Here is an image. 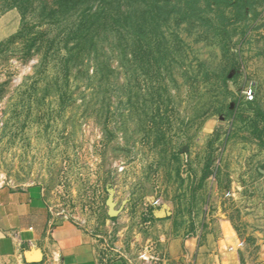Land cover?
Segmentation results:
<instances>
[{
    "label": "rangeland",
    "instance_id": "obj_1",
    "mask_svg": "<svg viewBox=\"0 0 264 264\" xmlns=\"http://www.w3.org/2000/svg\"><path fill=\"white\" fill-rule=\"evenodd\" d=\"M34 6L11 8L0 47V187L41 186L129 264H179L153 237L169 219L200 242L222 202L238 264H264L263 0H78L49 22Z\"/></svg>",
    "mask_w": 264,
    "mask_h": 264
},
{
    "label": "crops",
    "instance_id": "obj_2",
    "mask_svg": "<svg viewBox=\"0 0 264 264\" xmlns=\"http://www.w3.org/2000/svg\"><path fill=\"white\" fill-rule=\"evenodd\" d=\"M13 13L14 9H7L0 15V41L15 31L14 21L10 24ZM212 217L210 221L208 217L204 219L200 242L188 233H176L168 219V231L153 237L159 256L169 261L176 259L179 264H238L247 243L240 237L224 203L218 202ZM248 233L255 240L259 260H264V231L254 227L248 228ZM30 250L39 254V262L25 260V252ZM191 251L195 254L193 260L189 256ZM0 255L7 264H129L122 252L103 248L100 234L73 220L57 218L38 185L0 187Z\"/></svg>",
    "mask_w": 264,
    "mask_h": 264
},
{
    "label": "trees",
    "instance_id": "obj_3",
    "mask_svg": "<svg viewBox=\"0 0 264 264\" xmlns=\"http://www.w3.org/2000/svg\"><path fill=\"white\" fill-rule=\"evenodd\" d=\"M77 2L78 0H10L5 5V10L17 8L22 12L25 6L35 5L34 8L38 9L39 14L43 13L44 18L47 19V22H49L55 13L61 12L67 6L74 5ZM99 21L100 17L96 15L95 18L91 19L90 21L85 20L82 24H80L76 33L75 45L79 46L82 44H86V42H90L93 32L92 28L98 26L100 23ZM18 34L19 32H15L11 34L7 40H1L0 47L6 42L13 41L18 36ZM253 100L245 101L252 102Z\"/></svg>",
    "mask_w": 264,
    "mask_h": 264
},
{
    "label": "water",
    "instance_id": "obj_4",
    "mask_svg": "<svg viewBox=\"0 0 264 264\" xmlns=\"http://www.w3.org/2000/svg\"><path fill=\"white\" fill-rule=\"evenodd\" d=\"M108 214L112 216L114 214L113 204L111 203L109 206ZM25 260L29 263L39 262L40 256L36 251H27L25 252Z\"/></svg>",
    "mask_w": 264,
    "mask_h": 264
},
{
    "label": "built area",
    "instance_id": "obj_5",
    "mask_svg": "<svg viewBox=\"0 0 264 264\" xmlns=\"http://www.w3.org/2000/svg\"><path fill=\"white\" fill-rule=\"evenodd\" d=\"M244 95H245V100H247V101L253 100L255 93H254L252 87H248L247 89H245Z\"/></svg>",
    "mask_w": 264,
    "mask_h": 264
}]
</instances>
